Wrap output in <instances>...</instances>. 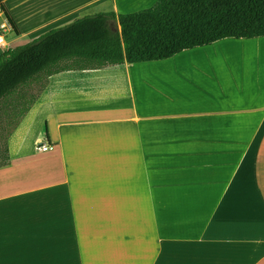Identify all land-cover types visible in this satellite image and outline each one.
<instances>
[{"label": "crops", "instance_id": "0c3cea01", "mask_svg": "<svg viewBox=\"0 0 264 264\" xmlns=\"http://www.w3.org/2000/svg\"><path fill=\"white\" fill-rule=\"evenodd\" d=\"M155 2L0 0L13 48ZM37 84L0 164V264H264V38Z\"/></svg>", "mask_w": 264, "mask_h": 264}, {"label": "trees", "instance_id": "16d2710c", "mask_svg": "<svg viewBox=\"0 0 264 264\" xmlns=\"http://www.w3.org/2000/svg\"><path fill=\"white\" fill-rule=\"evenodd\" d=\"M7 19L14 29L8 15ZM258 38H264V0H157L134 13L86 15L2 53L0 104L62 66L83 69L163 61L226 39ZM6 155L4 148L5 160Z\"/></svg>", "mask_w": 264, "mask_h": 264}, {"label": "rangeland", "instance_id": "374dc122", "mask_svg": "<svg viewBox=\"0 0 264 264\" xmlns=\"http://www.w3.org/2000/svg\"><path fill=\"white\" fill-rule=\"evenodd\" d=\"M156 3V2H155ZM154 4L147 8L148 9L152 7ZM0 22H2V19H0ZM113 29H117L116 24H111ZM14 35L13 33H6L4 34V39L6 43L9 44V49H12L15 45L13 42ZM12 42V43H10ZM5 51L0 50V56ZM194 59L192 61L196 62L197 64H200L203 60L206 59L205 57H201L197 54V56H193ZM39 84H29L26 87H22L19 90L13 92L11 95L6 97L1 104H0V164L4 162V152L3 149L6 144V139L8 134L11 132L15 124L18 122L19 118L21 117V114L23 110L28 106L31 99L36 95L38 92Z\"/></svg>", "mask_w": 264, "mask_h": 264}, {"label": "built area", "instance_id": "2783aa9c", "mask_svg": "<svg viewBox=\"0 0 264 264\" xmlns=\"http://www.w3.org/2000/svg\"><path fill=\"white\" fill-rule=\"evenodd\" d=\"M0 19H2V22H0V49L3 51H7L8 48V44L6 43L5 39H4V34H6L7 32H9L11 30V27L5 17L4 14V10L0 4ZM53 149L52 146L47 145V144H40L37 145V151L38 152H48L51 151Z\"/></svg>", "mask_w": 264, "mask_h": 264}]
</instances>
